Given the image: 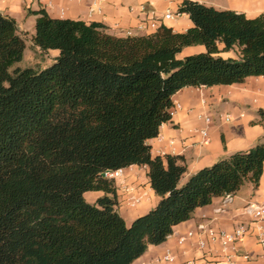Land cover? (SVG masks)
Returning a JSON list of instances; mask_svg holds the SVG:
<instances>
[{"label":"trees","instance_id":"trees-1","mask_svg":"<svg viewBox=\"0 0 264 264\" xmlns=\"http://www.w3.org/2000/svg\"><path fill=\"white\" fill-rule=\"evenodd\" d=\"M29 14L32 46L58 55L41 69L10 71L25 44L15 20L0 14V264H132L197 208L258 186L264 142L179 185L182 158L151 157L147 141L170 121L181 89L264 77V12L249 19L183 0L177 14L192 24L185 32L161 26L126 37L98 22ZM191 46L204 52L177 57ZM234 46L238 59L218 56ZM132 165L147 168L158 201L126 225L114 180L103 174ZM86 192L104 196L89 204Z\"/></svg>","mask_w":264,"mask_h":264},{"label":"crops","instance_id":"crops-1","mask_svg":"<svg viewBox=\"0 0 264 264\" xmlns=\"http://www.w3.org/2000/svg\"><path fill=\"white\" fill-rule=\"evenodd\" d=\"M183 0H79L68 3L66 0H0V14L10 17L17 24L19 35L30 39L34 33L35 17L29 12L43 9L55 19H69L85 23L98 22L107 27V33L116 37L144 36L150 32L143 28L138 31L145 12L153 10L158 16L166 12L177 14ZM219 11H233L244 14L246 18H255L264 12V0H190ZM162 26L175 33H183L192 26L189 18L175 15L171 20L163 21ZM37 49V48H36ZM218 49L222 45L218 44ZM204 52L202 46L184 48L177 56ZM53 60L58 52H44ZM223 59H238V48L234 46L227 52H220ZM173 106L178 104L170 121L162 124L155 138L147 141L151 157L166 156L182 158L185 173L179 185L202 168L227 158L236 152H245L258 142H264V77H249L241 84L184 88L172 96ZM211 118L205 125L201 116ZM206 129L207 142L202 143L199 131ZM115 209L126 225L154 208L158 197L152 191L145 166H129L121 169L114 179ZM102 192H86L84 200L94 204L103 197ZM110 197L109 195H106ZM138 198L137 204L130 206V200ZM224 197L214 199L209 205L197 208L192 217L173 228L172 234L164 243L149 246L146 252L132 264H224V258L218 244H208L204 250L196 243L202 237L198 235L197 225L204 224L216 231L231 232L240 224H247L249 217L243 213V207L250 202L264 203V165L258 186L245 183L228 203ZM188 232L193 237L182 245L178 239ZM241 254L249 255L248 261L242 258L237 264H262L256 257L261 253L254 235L248 233L239 245ZM169 255L172 261L163 257Z\"/></svg>","mask_w":264,"mask_h":264},{"label":"built area","instance_id":"built-area-1","mask_svg":"<svg viewBox=\"0 0 264 264\" xmlns=\"http://www.w3.org/2000/svg\"><path fill=\"white\" fill-rule=\"evenodd\" d=\"M68 3L77 2L79 0H66ZM178 15V14H175ZM175 15L170 12H166L161 16H158L153 10L145 12V16L141 21V25L138 27V31L146 30L155 32L160 28L163 21L171 20ZM144 26V27H143ZM152 34V33H151ZM180 109L178 104L172 106L169 110L170 117L173 116L176 110ZM205 125H210L211 118L209 116L200 117ZM199 134L203 139L202 143L207 142V131L206 129L200 130ZM120 174V170L105 172L103 177L109 180L116 179ZM232 195L224 197V203L230 202ZM138 198H132L129 205L134 206L138 202ZM243 213L249 217L247 224H240L235 227L231 232L225 233L223 231H216L204 224L197 225L198 235L202 238L198 240L196 246L204 250L208 244H218L220 252L224 258V264H237V260L242 258L245 261L250 259L249 255L241 254L239 245L242 243L244 237L250 232L254 235L256 245L260 249L261 253L256 257L262 264H264V203H247L243 207ZM193 237L192 232H188L185 236L178 239V244L182 245L186 240ZM165 261H172L169 255L163 257Z\"/></svg>","mask_w":264,"mask_h":264},{"label":"rangeland","instance_id":"rangeland-1","mask_svg":"<svg viewBox=\"0 0 264 264\" xmlns=\"http://www.w3.org/2000/svg\"><path fill=\"white\" fill-rule=\"evenodd\" d=\"M25 44L22 59L15 64L10 71L15 68H34L41 69L45 66H49L53 60H50L44 52H40L38 49L32 46L31 40L26 35H20ZM113 180V179H112Z\"/></svg>","mask_w":264,"mask_h":264},{"label":"bare ground","instance_id":"bare-ground-1","mask_svg":"<svg viewBox=\"0 0 264 264\" xmlns=\"http://www.w3.org/2000/svg\"><path fill=\"white\" fill-rule=\"evenodd\" d=\"M264 7V6H263Z\"/></svg>","mask_w":264,"mask_h":264}]
</instances>
